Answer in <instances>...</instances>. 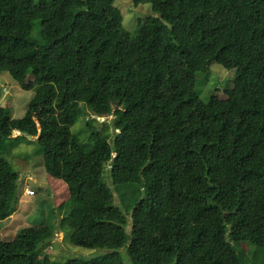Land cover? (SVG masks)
I'll use <instances>...</instances> for the list:
<instances>
[{
  "label": "trees",
  "instance_id": "16d2710c",
  "mask_svg": "<svg viewBox=\"0 0 264 264\" xmlns=\"http://www.w3.org/2000/svg\"><path fill=\"white\" fill-rule=\"evenodd\" d=\"M116 1L0 0V72L35 78L21 118L0 106V220L18 201L2 156L17 132L66 185L60 231L101 251L63 264H264V0H134L151 11L134 35ZM213 63L232 75L203 101L178 71ZM83 109L110 119L86 120L87 144L71 132ZM55 231L0 236V264H61Z\"/></svg>",
  "mask_w": 264,
  "mask_h": 264
},
{
  "label": "rangeland",
  "instance_id": "374dc122",
  "mask_svg": "<svg viewBox=\"0 0 264 264\" xmlns=\"http://www.w3.org/2000/svg\"><path fill=\"white\" fill-rule=\"evenodd\" d=\"M122 13L123 27L132 35L135 34L139 21L151 15L149 4H136L134 0H117L114 3ZM34 29L33 34L36 35ZM232 72L225 70L220 65L213 63L208 75L204 77H190L178 71L179 79L188 87H194L200 92L203 101L211 96L224 99L223 90L228 86V77ZM35 78L27 74L24 79L15 81L6 72H0V106L10 110L12 118H21L27 105L34 94ZM114 105H119L114 100ZM86 109L81 110L71 126L73 135L78 136L82 143H88V133L85 123L89 119L91 124H96L97 130L102 125L109 123L110 119L98 120L87 114ZM42 149L39 148L36 138L19 135L15 132L5 142L2 156L10 163L11 167L19 173L17 181L18 201L14 212L5 220H0V236L2 241H13L18 233L29 227H39L52 223L56 227L55 234L48 242V254L51 260L57 263H66L70 259L89 258L101 252L97 249H82L71 245L69 234L66 230L60 231L58 225L61 220V209L68 197L66 185L61 180L50 177L43 166ZM54 221V222H53Z\"/></svg>",
  "mask_w": 264,
  "mask_h": 264
},
{
  "label": "water",
  "instance_id": "95a60500",
  "mask_svg": "<svg viewBox=\"0 0 264 264\" xmlns=\"http://www.w3.org/2000/svg\"><path fill=\"white\" fill-rule=\"evenodd\" d=\"M29 138L31 137V136H28Z\"/></svg>",
  "mask_w": 264,
  "mask_h": 264
}]
</instances>
